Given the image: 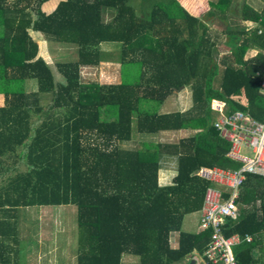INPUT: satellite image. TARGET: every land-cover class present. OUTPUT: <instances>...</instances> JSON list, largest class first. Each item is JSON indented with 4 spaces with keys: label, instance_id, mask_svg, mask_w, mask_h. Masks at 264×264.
<instances>
[{
    "label": "trees",
    "instance_id": "1",
    "mask_svg": "<svg viewBox=\"0 0 264 264\" xmlns=\"http://www.w3.org/2000/svg\"><path fill=\"white\" fill-rule=\"evenodd\" d=\"M47 1L0 0V264H27L33 240L19 237L21 208L70 204L77 210L71 264H123L126 254L138 256L129 264H189L211 239V229L182 230L210 184L196 171L240 166L213 124L211 100L264 119V0H208L201 14L180 11L177 0L147 11L131 0H58L47 11ZM33 33L74 46L76 56L54 68ZM250 49L257 53L247 57ZM109 61L122 65L120 82L83 76V67ZM186 87L191 106L163 111ZM182 130L194 132L160 138ZM171 161L176 175L161 184L159 171ZM238 203L225 234L252 239L233 247L236 264H261L262 176L247 174Z\"/></svg>",
    "mask_w": 264,
    "mask_h": 264
},
{
    "label": "rangeland",
    "instance_id": "2",
    "mask_svg": "<svg viewBox=\"0 0 264 264\" xmlns=\"http://www.w3.org/2000/svg\"><path fill=\"white\" fill-rule=\"evenodd\" d=\"M159 0H131V3L137 8L147 11L153 3ZM207 0H177V6L180 11L190 10L192 12H200L207 7ZM58 0H49L44 4V9L49 11L57 4ZM34 34V33H33ZM35 36V34H34ZM37 36V35H36ZM35 36V37H36ZM40 44V55L44 56L55 68L57 60L74 58L76 56L75 47L67 44H57L46 42L36 37ZM104 46L111 48L110 43ZM122 65L116 62H101L96 67H83L82 74L84 77L97 80L101 83H117L122 80ZM56 72V71H55ZM57 78H61L56 72ZM28 86H36V81L32 79ZM29 87V88H30ZM28 88V90H29ZM4 104V97L0 94V106ZM192 104L191 90L186 87L181 91L174 92L162 107L163 111H172L177 108H188ZM194 130H182L179 132H163L160 134L162 140H171L182 136L190 135ZM244 154H252L250 150L244 148ZM171 169L175 167V161H171ZM166 172V171H164ZM166 173L161 174L162 178H166ZM21 240H26L30 235H34L39 243L38 249L32 250L30 253L23 255L22 260L28 259L29 264H37L35 256L40 264H71L75 259V249L77 247V210L74 204L70 205H49V206H31L20 209ZM200 212L188 214L184 221V227L188 230H195L199 221ZM190 223L192 225L190 226ZM33 236V237H34ZM25 244V243H24ZM26 249L28 248L24 245ZM32 246V245H31ZM33 247V246H32ZM131 256V257H129ZM125 255L123 264L131 262V258L138 260L136 255ZM200 262V258H199Z\"/></svg>",
    "mask_w": 264,
    "mask_h": 264
},
{
    "label": "built area",
    "instance_id": "3",
    "mask_svg": "<svg viewBox=\"0 0 264 264\" xmlns=\"http://www.w3.org/2000/svg\"><path fill=\"white\" fill-rule=\"evenodd\" d=\"M261 88L264 92V75ZM210 104L216 113L214 126L230 143L227 155L239 161L240 166H201L196 171L210 182L204 194L199 229H211V239L204 252L209 264H236L233 247L243 239L250 241L252 236L226 235L224 228L228 219L239 216L238 199L247 174L264 178V119H256L242 110L228 111L226 101L218 98H213ZM244 148L252 154H244Z\"/></svg>",
    "mask_w": 264,
    "mask_h": 264
},
{
    "label": "crops",
    "instance_id": "4",
    "mask_svg": "<svg viewBox=\"0 0 264 264\" xmlns=\"http://www.w3.org/2000/svg\"><path fill=\"white\" fill-rule=\"evenodd\" d=\"M206 4H207V7L204 9V10H202V11H200V12H192V11H190V10H188L189 12H191V13H193V14H201L202 12H204L207 8H208V0L206 1ZM247 25L248 26H251V27H253L255 24L253 23V22H247ZM257 53V50L256 49H250L249 51H248V53H247V57H249V56H253V55H255ZM183 90V89H182ZM181 91V90H180ZM178 92V91H177ZM190 107V106H189ZM188 107V108H189ZM177 109H180V110H185V109H187V108H185V109H183V108H177ZM177 109H175V110H177ZM164 171H166V172H164ZM167 174L166 175V178H162L163 179V182L161 183V184H169V183H171V181H172V179H173V177L176 175V169H175V167H174V169L172 168L171 169V167H169V168H162V169H160V171H159V181H160V178H161V174ZM195 212H200V217H199V221H198V224H197V228L195 229V230H188V229H185V227H184V221H185V218L187 217V215H185V217H184V220H183V223H182V230L183 231H187V232H199L200 231V229H199V226H200V218H201V209L200 210H198V211H195ZM192 213H194V212H192ZM189 214H191V213H189ZM21 216L22 215H20V221L19 222H21V221H23L22 219H21ZM20 224V223H19ZM192 225V223H190V226ZM21 233V232H20ZM34 236V235H33ZM32 235H30V237L28 238V239H31V240H33V243H32V245H33V247H30V252L32 251V250H36V249H38V247H39V243H38V241H37V238H35V236L33 237ZM170 244H171V246L173 247V248H176V247H178V244H179V231H174V232H172L171 233V235H170ZM127 256H129L130 254H126ZM125 256V255H124ZM124 256H123V258H124ZM255 256L257 257V259L259 260V261H261L262 263L261 264H264V247H263V250H261V249H259V248H257L256 250H255ZM129 257H131V256H129ZM199 258H200V262H199ZM192 260H194V264H209L207 261H206V259H205V257H204V255H200V254H198L196 251H194L193 252V254H192ZM35 263H37V264H40V261H38V259H37V257L35 256V260H33ZM138 260H135L134 258H131V262L130 263H133V262H137ZM74 262V261H73ZM27 264H29V261H27ZM129 264V263H128Z\"/></svg>",
    "mask_w": 264,
    "mask_h": 264
},
{
    "label": "water",
    "instance_id": "5",
    "mask_svg": "<svg viewBox=\"0 0 264 264\" xmlns=\"http://www.w3.org/2000/svg\"><path fill=\"white\" fill-rule=\"evenodd\" d=\"M189 264H194V260H192Z\"/></svg>",
    "mask_w": 264,
    "mask_h": 264
}]
</instances>
